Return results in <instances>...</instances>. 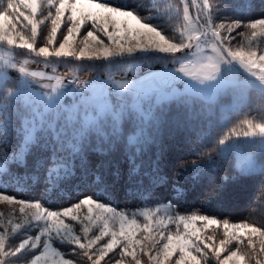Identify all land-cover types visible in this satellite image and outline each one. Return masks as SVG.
<instances>
[{"label": "snow or ice", "instance_id": "obj_1", "mask_svg": "<svg viewBox=\"0 0 264 264\" xmlns=\"http://www.w3.org/2000/svg\"><path fill=\"white\" fill-rule=\"evenodd\" d=\"M190 3L198 20L203 13L200 29L190 27ZM223 4L224 0H182V7L172 9L159 7L153 0H136L134 6H114L108 0H0V201L20 205L19 213L24 217L22 223L8 221L11 234L0 230V264H10L5 258L21 253H25L23 264H78L67 258L62 245L73 246L72 252L81 250L91 264H100L117 248L119 258L114 264H125L128 257L131 264H142V255L149 264H208L206 249L214 253L218 264H249L257 255L253 237L260 238L259 252L264 253V227L246 221L229 223L196 212L181 214L171 202L128 212L86 196L54 211L40 200L30 202L3 194L5 174L13 178L17 188L25 186L20 180L27 181V174L17 177L12 168L27 169L30 156L34 171L43 169L45 191L59 188L76 174L77 159L82 161L88 151L110 152L113 144L123 139L122 122L133 125L126 146L130 173L135 172L136 150L142 152L146 144L155 142L159 125L171 107L186 122L197 115V103L210 114L217 108L218 97L233 94L238 104L253 89L260 95L259 115L225 113L215 132L201 130L193 154L206 157V163L192 161L188 178L198 182L207 176L213 155L221 159L234 155V167L240 175H249L258 167L264 172V18L244 22L228 15ZM45 8L46 14L37 19ZM181 16L180 28L169 26L166 17L179 20ZM221 16L224 19L216 22ZM49 20L50 29L43 45L38 46L41 25ZM234 32L242 38L236 46L232 44L237 39ZM17 50L42 59H20ZM161 54L178 67L132 80L117 79L111 71L103 77L97 72L81 79L79 71L58 75L54 66L53 74L29 67L30 63L51 66L88 61L93 62V68L110 70L137 59H158ZM12 72L18 74L15 79L10 78ZM37 81H48L39 83L46 91L33 90ZM178 81H182V90L176 87ZM161 163L159 157L153 162V184L166 179L159 175ZM30 178L35 183L39 176ZM173 188L179 197L183 188ZM84 206L87 215L82 220L79 212ZM162 211L164 215H160ZM69 220L79 223V231L66 222ZM198 222L203 230L196 226ZM172 224L175 231L169 228ZM221 225L225 239L215 248L202 238V231ZM94 227L98 234L90 236ZM0 229H4L3 220ZM21 230L17 243L13 237ZM105 237L109 239L100 245ZM243 238H247L248 252L240 248ZM233 242L237 246L229 250L227 246ZM225 251L228 255L221 259ZM255 264H264V259H255Z\"/></svg>", "mask_w": 264, "mask_h": 264}, {"label": "trees", "instance_id": "obj_2", "mask_svg": "<svg viewBox=\"0 0 264 264\" xmlns=\"http://www.w3.org/2000/svg\"><path fill=\"white\" fill-rule=\"evenodd\" d=\"M158 1L153 0L155 3ZM108 2L114 6L121 4L134 6L136 0H108ZM179 3L180 0H166L163 6L167 4L168 8L175 5L179 7ZM223 5L233 12L245 6L242 10L243 14H246L247 10L254 12L255 8L263 6L264 0H224ZM259 11H262L260 15H264V8ZM174 16L175 13L172 14V17ZM168 24L174 29L180 28L183 24L182 16L179 20L170 19ZM44 26L46 28V25ZM42 31L44 32V27H41V33ZM46 36L47 33H45ZM39 40L43 45L44 39L41 35L37 38V42ZM91 63H87L84 67L89 69ZM82 67L83 62L79 72H82ZM259 105L260 95L253 89L250 90L248 100L243 106L227 113H238L239 117L257 116ZM195 109L197 115L190 117L186 122L174 106L167 110L165 120L159 125L155 142L146 144L142 152L139 149L136 150L137 170L135 172L130 173L129 148L126 146V138L131 134L133 125L122 122L123 139L114 143L110 152L101 154L88 151L82 161L77 159L76 174L67 181L61 182L59 188L45 191L43 169L35 172L31 167L33 158L30 156L27 169L15 166L12 168L17 177L22 178L27 174L29 177L27 181L20 180V183L25 186L17 188L12 182L13 178L5 174L2 177L6 185L4 192L27 199L36 197L52 206H63L86 196H93L123 210L171 202L181 213L196 212L221 220L226 219L229 223L246 221L257 227H264V172L260 169H256L249 175H240L234 167V155L224 159L213 155L207 176L198 182L188 178L191 175L192 161L205 164L207 159L206 157L198 158L193 154L194 148L198 147L195 141L199 133L204 129L215 132L223 120V111L218 104L216 110L210 114L202 111V103H197ZM236 118L238 117H234ZM15 143L16 140L13 137L12 144L15 145ZM8 151L10 152L11 148ZM158 157L162 161L159 175L166 179L162 183L153 184V162ZM33 175L39 176L35 183L30 178ZM174 185L183 188L179 197L174 191ZM216 229L220 232L219 235L224 234L223 225ZM213 234L218 235L216 232ZM243 239L244 244L240 245V248L243 252H248L247 238ZM253 241L256 244V256L262 259L264 253L259 252L260 238L253 237ZM236 246L235 242L231 244L232 248ZM208 253V264H218L214 253ZM223 256L221 254V259ZM255 259L249 261V264H255Z\"/></svg>", "mask_w": 264, "mask_h": 264}, {"label": "rangeland", "instance_id": "obj_3", "mask_svg": "<svg viewBox=\"0 0 264 264\" xmlns=\"http://www.w3.org/2000/svg\"><path fill=\"white\" fill-rule=\"evenodd\" d=\"M166 2V0H159L157 3H155L157 6L160 5V7L162 8H168L166 5L163 6V4ZM199 3H202V0H198ZM212 2H214V0H212ZM182 0H180L179 3V7H182ZM224 6V5H223ZM245 7V6H244ZM244 7L242 8H237L236 11H229L228 8H226V6H224L225 12L228 15H231L233 18H239L244 22H248L251 19H256V18H264V15H260V13H262V11H259L260 9L264 8L263 6H260V8H255L256 10L253 12H249L248 10L246 11V14H243V10ZM172 9L178 8V6H172ZM189 10L190 13L192 15V25L190 27H195L196 29H200L201 25H203L204 21H203V13H200V19H197V15H196V9L195 7L190 3L189 4ZM27 14V10H24ZM54 11V9H53ZM259 11V12H258ZM47 12V8L43 9L41 14H38L37 19H42L43 15H45ZM174 12L170 13V16L172 17V14ZM235 13V14H234ZM224 19L223 16L221 17H217L216 18V22H220ZM166 20L170 21V19L168 17H166ZM46 25V28L45 26ZM41 27H44V32L42 31L41 36L42 39L45 38V33H48V29H50V20L49 21H45V23L43 25H41ZM239 31H244V29H238L237 32ZM61 32H64V28L61 29ZM83 34V33H82ZM99 34V33H98ZM233 36H237V33L234 32ZM103 38V36H102ZM242 40L241 37L237 36L236 40L232 41L233 46L237 45V42ZM40 42V44H39ZM39 42H37L38 46H42L41 41L39 40ZM23 52V50H18L17 53L19 55L20 59H29L30 61L32 59H42V58H36L34 56H27V55H22L21 53ZM7 54V51L5 50V55ZM179 55V54H178ZM81 62H83V67H82V72H79L80 78L81 79H88L91 76L95 75L97 72L100 73V75L103 77L106 71H111V74L114 75L117 79H121L123 78H127L129 80L132 79H139L142 76H150L152 74H164L167 73L169 71H171L172 69L178 67V65L173 64L172 62H170L168 59L164 58L163 54H161L160 58L158 59H137L132 61L129 64H121V65H117L116 67L112 68V69H103V68H93L90 67L89 69L87 67H84V65H87V63H89L88 61H79L77 63H75V61L73 62H57L54 65L51 66H45L43 63L35 64V63H30L29 67L33 70H42L48 74H53L52 73V67L54 66L56 68V73L58 75H71L72 72L74 71H79L81 68ZM74 63V64H73ZM91 63V62H90ZM98 64V63H97ZM17 73L12 72L10 74V78L15 79L17 77ZM247 75V74H244ZM251 78V77H250ZM44 82L47 83L48 81H37L34 85H33V90L34 91H46V89H40L39 88V83ZM176 87L182 90V81H178L176 84ZM250 92V91H249ZM249 92L247 93L246 97L240 101L238 104L235 100V97L233 94L230 93H226L220 97H218V105L220 107V110L223 111V115L231 110L237 109L241 106H243L247 100H248V96H249ZM66 101L71 102V98L70 97H66L65 98ZM259 169V167L257 168ZM46 187V184H43ZM3 194H7V195H12L6 192H3ZM17 197V196H16ZM18 199H26L30 202H35L36 200H40L44 206L48 207L49 210H54V211H60L65 207H70L72 205H74L75 203H78L80 200H82L83 198L79 199L78 201H73L70 202L68 204H65L63 206L61 205H48L46 202H44L42 199H38L36 197L34 198H21V197H17ZM102 202V201H101ZM104 204H107L111 207L116 208L118 211H121L123 209L121 208H117L111 204L102 202ZM154 205H144V206H155ZM141 206V207H144ZM19 208L20 205L18 204H8L7 202H3L0 201V214H2V216H0V220H3L4 222V229H0V230H7L10 234H11V229H12V225L8 223L9 220L13 221L14 223H22L24 217L19 213ZM140 208V207H138ZM132 209V210H124V211H128V212H132L135 211L136 209ZM32 210L30 209H26V212H31ZM93 214H96V210L93 209ZM181 214H191V213H181ZM79 215L81 216V219L83 220L84 217L87 215V206L82 207V209L79 212ZM107 215V214H106ZM160 215H164L163 211L160 213ZM138 219L141 221V223H143V218L138 217ZM69 223H72L74 225V227L77 229V231H79L80 225L79 223L75 222V221H66ZM33 224L35 223L34 221L32 222ZM85 223H87V221H85ZM198 228H201L203 230V224L202 223H197L196 225ZM115 227L118 229V224L115 225ZM170 230L175 231V225H169ZM217 226H211L210 228H208L206 231H202V238H204L208 243L213 244V247L218 248L219 247V241L221 239H225L224 234L219 235L220 232L217 231ZM181 230H183V226L181 225ZM99 229L94 227L92 229V232L89 234L90 236L93 234H98ZM213 232H216L218 235L213 234ZM224 233V231H222ZM21 234H22V230L21 232H18L15 234V236L13 237L17 243L19 241V239L21 238ZM32 234H35V230H32ZM211 237V240H208L207 238ZM107 239H109V237H105L102 241H100V245H102L104 242L107 241ZM86 242V240L84 241ZM163 243V242H161ZM57 246V245H54ZM61 250L64 251L67 255V258H72L74 260H76L78 262V264H91V262L87 259V257H84L81 254V250L77 249L76 252H72L71 249L73 246H69V245H62L60 246ZM99 247V245L97 246ZM229 250H234L235 248H232L231 245L227 246ZM93 251H95V249H93ZM120 249L117 248L116 250H114L113 252L109 253L107 257L104 258V260L100 261V264H114V261L116 259H118V253H119ZM208 252H212L211 250H207ZM155 253V250H153V254ZM223 258L225 256L228 255V251H225L223 253ZM24 256L25 253H21L19 257H6L5 259L8 260L10 262V264H23V260H24ZM95 258V257H93ZM259 256H256V259H259ZM140 259L142 260V264H149L148 258L146 255H142L140 257ZM176 257L173 258V260H175ZM264 259V255L263 258ZM203 263V262H202ZM125 264H131V258H125Z\"/></svg>", "mask_w": 264, "mask_h": 264}]
</instances>
